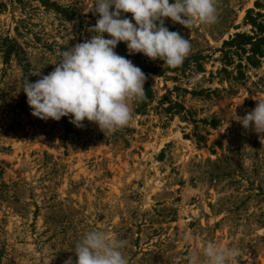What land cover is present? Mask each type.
I'll return each mask as SVG.
<instances>
[{
    "label": "rangeland",
    "instance_id": "1",
    "mask_svg": "<svg viewBox=\"0 0 264 264\" xmlns=\"http://www.w3.org/2000/svg\"><path fill=\"white\" fill-rule=\"evenodd\" d=\"M92 7L0 0V264L75 262L90 230L124 241L128 264H204L208 242L238 248L235 264H264V134L233 115L264 100V61L242 82L219 73L223 42L250 33L246 13L264 17V0H215L212 25L165 18L191 45L175 69L119 43L155 98L143 114L131 102L132 119L111 134L70 116L34 118L22 91L33 72L47 75L62 51L90 38Z\"/></svg>",
    "mask_w": 264,
    "mask_h": 264
},
{
    "label": "clouds",
    "instance_id": "2",
    "mask_svg": "<svg viewBox=\"0 0 264 264\" xmlns=\"http://www.w3.org/2000/svg\"><path fill=\"white\" fill-rule=\"evenodd\" d=\"M98 16L89 28L90 38L61 52V59L47 75L24 82L23 93L31 116L42 121L71 117L73 126L94 123L103 134L127 126L132 119L130 103L145 98V73L131 60L116 53L119 43L130 55L137 53L169 68L181 66L191 45L178 32L164 26L165 18L185 28L193 21L212 25L217 21L215 0H93ZM125 14H130L127 18ZM105 34L108 38H105ZM243 117L233 112L245 130L264 134V100ZM125 242L102 230H90L76 243L75 262L64 264H128ZM204 264H235L241 252L236 247L203 246Z\"/></svg>",
    "mask_w": 264,
    "mask_h": 264
},
{
    "label": "trees",
    "instance_id": "3",
    "mask_svg": "<svg viewBox=\"0 0 264 264\" xmlns=\"http://www.w3.org/2000/svg\"><path fill=\"white\" fill-rule=\"evenodd\" d=\"M245 24L251 28L250 33L234 34L227 41L223 42L219 51L221 56L220 61L223 65L219 73L227 75L230 81L234 83L242 82L246 79L243 72L245 69L260 70L262 62L264 61V17L258 13L255 14L252 10L247 11ZM187 61L188 60H186L185 63H187ZM184 65L186 66L187 64ZM141 70L145 75L147 74L145 69ZM144 90V100L136 102V112L141 114L145 113L153 104L155 98L147 77ZM207 92L210 93V91ZM170 105L171 103L168 102L167 109L169 110L171 109ZM177 106L184 111L182 106ZM210 125L215 127V120H212Z\"/></svg>",
    "mask_w": 264,
    "mask_h": 264
}]
</instances>
